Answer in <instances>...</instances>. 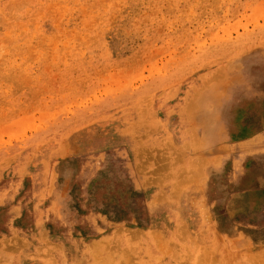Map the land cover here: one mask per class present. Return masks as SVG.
<instances>
[{
	"label": "rangeland",
	"instance_id": "1",
	"mask_svg": "<svg viewBox=\"0 0 264 264\" xmlns=\"http://www.w3.org/2000/svg\"><path fill=\"white\" fill-rule=\"evenodd\" d=\"M180 226L264 246V0H0V264Z\"/></svg>",
	"mask_w": 264,
	"mask_h": 264
},
{
	"label": "bare ground",
	"instance_id": "2",
	"mask_svg": "<svg viewBox=\"0 0 264 264\" xmlns=\"http://www.w3.org/2000/svg\"><path fill=\"white\" fill-rule=\"evenodd\" d=\"M189 102H190V100H189ZM188 104L190 106L191 103H188ZM168 143L169 142H167V144ZM170 143H169V145H167V147L171 145ZM174 146L175 145L172 146V150H173ZM170 154H172V153H170ZM177 154H175V155H177ZM179 156H180V154H179ZM151 158L154 159L153 157H151ZM146 159L149 160V157H147ZM176 159H178V158H176ZM139 160H141V157ZM148 160H146L144 162L146 163ZM181 163H183V162H180V164ZM167 164H169V163H167ZM176 165H177V162H176ZM171 166H174V165L173 164L169 165V168ZM144 167L145 166L143 165V162H142V168H144ZM189 168H191V164H189V163L181 166L180 171L177 174H175L174 186L180 187L183 184L188 185V183H186L188 181H185V179H187V177H189V176H193V173L198 171L197 169L196 170L194 169L195 171L191 175L188 172ZM170 169H169V172H171L173 170L172 169L170 171ZM176 169H178V168L176 167ZM170 175H171V177H173L174 173H173V176H172V173H170ZM197 175H199V174L197 173ZM196 177H198V176H196ZM174 190H176V189L174 188L173 191ZM174 194H176V193H174ZM157 196H159V199H160V195L158 194ZM153 199H155L154 195L151 196L148 201H151V203H152ZM200 206H201V204H200ZM203 215H205V214H203ZM119 231H121V233L119 234V232L117 231V234H116L115 233L116 231L112 230L113 234H111L109 236V240L106 242H104L103 240L100 239L98 241L95 240V241H92V242H89L88 244H86L87 245L86 250H88V253L84 252V253H82L81 256H79V258L82 260L78 261L76 259H73V261H70V262L64 261L61 263V262H58L59 258H58V255H56L55 257L50 259V264H130L129 260L127 259L128 257H125L124 255H128L127 251H134V252L138 253V248L141 249L146 254V256H142L138 253L141 256V259L138 261V264H162V263H164V260L163 259L159 260L160 256L158 257V255H160V248H159L160 245H161L160 247H163L162 245H164L167 248H169L168 249L169 252H170V249H171V251L173 250L172 255H171L172 259H169L172 261L173 264H175L179 261L182 262L181 264H211V263H209L210 260L213 264H215L214 262H216V260H215L216 258L214 257L215 259H213V256H212L213 250L207 251L206 245H205L203 239H202V241H201V239H193V241H195V242H193V244L189 245L187 248H184L183 242H182V244L180 243L179 247L176 246V244L174 245L173 239L176 238L177 240H179V237L182 236L181 231H184V229H182V226L176 228V230H174V228L170 229V232H168V234L166 236H164L163 238L161 237V235H159L158 231L153 232V231L148 230V229H138L137 231H129L130 237L127 235H123V234H125V233H123L124 232L123 230H119ZM118 239L123 240V243L125 244V246H120V243H117ZM213 239H215V238H213ZM132 241L134 243H132ZM114 242L117 244L115 247L112 245ZM230 243L232 244V241ZM217 246H219V245H217ZM15 248H16V246H15ZM168 250H167V254L169 253ZM224 251H222V253ZM149 252H150V255H149ZM165 253H166V250H165ZM224 253H223V256L225 257ZM161 254H162V251H161ZM162 256H163V254H162ZM224 260H228V259L224 258ZM216 263L218 264V262H216ZM240 264H264V246L256 247L255 250L249 252L246 255V259L244 261H242Z\"/></svg>",
	"mask_w": 264,
	"mask_h": 264
}]
</instances>
